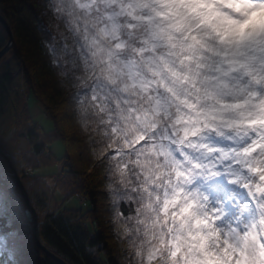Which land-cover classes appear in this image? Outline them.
Wrapping results in <instances>:
<instances>
[{"label": "clouds", "instance_id": "1", "mask_svg": "<svg viewBox=\"0 0 264 264\" xmlns=\"http://www.w3.org/2000/svg\"><path fill=\"white\" fill-rule=\"evenodd\" d=\"M28 3L38 116L0 122L16 180L77 170L106 264H264V0Z\"/></svg>", "mask_w": 264, "mask_h": 264}, {"label": "trees", "instance_id": "2", "mask_svg": "<svg viewBox=\"0 0 264 264\" xmlns=\"http://www.w3.org/2000/svg\"><path fill=\"white\" fill-rule=\"evenodd\" d=\"M0 13L5 17L13 34V41L0 57V122L9 125H25L31 119L28 97H33L31 88V58L25 25L29 16L28 0H0ZM8 34L0 22V49L5 45ZM26 126V125H25ZM0 162V193L6 197L9 215L0 220L4 226L0 231L13 228L25 237L15 256L18 264H61L44 253L33 240L32 214L25 204L21 192L7 175V156ZM29 200L37 214V236L45 246L69 264H106L105 257L93 254L89 246L100 240V233L93 228L94 212L88 202H97L95 188L79 178L75 169L56 177L60 191L42 190L37 183L21 178ZM60 194V196H58ZM77 195L85 199V209L62 206L60 200ZM15 211L14 218L11 213ZM30 211V215L25 216ZM12 247V241L8 242ZM7 251V249H5ZM3 264V261H0Z\"/></svg>", "mask_w": 264, "mask_h": 264}, {"label": "water", "instance_id": "3", "mask_svg": "<svg viewBox=\"0 0 264 264\" xmlns=\"http://www.w3.org/2000/svg\"><path fill=\"white\" fill-rule=\"evenodd\" d=\"M0 22L3 24V26L5 27L7 34H8V39L5 43V45L0 49V57L3 55V53L9 48V46L11 45L12 41H13V34L12 31L5 19V17L0 13ZM1 163L3 162V159H0ZM7 175L13 180V182L17 185V187L19 188L21 195L23 197V200L25 202V204L27 205V207L30 209L31 214H32V234H33V240L34 243L44 252L46 253L48 256L52 257L53 259L57 260L59 263L61 264H69L67 263L64 259H62L60 256L56 255L55 253H53L52 251H50L43 242L40 241V239L37 236V214H36V210L33 207V205L31 204L30 200H29V196L27 194V191L25 189V187L22 188V181L20 180H16L15 174L13 173L9 163L7 162ZM24 186V185H23Z\"/></svg>", "mask_w": 264, "mask_h": 264}, {"label": "snow or ice", "instance_id": "4", "mask_svg": "<svg viewBox=\"0 0 264 264\" xmlns=\"http://www.w3.org/2000/svg\"><path fill=\"white\" fill-rule=\"evenodd\" d=\"M249 24L255 25L257 23H264V18L252 16L249 18L248 21ZM243 30V27L241 28V31ZM9 215V210L7 206L6 197L0 193V220H3L5 216ZM16 215L15 211L11 213V217L14 218ZM25 216L30 215V211L26 212L24 214ZM4 225L0 224V228H2ZM12 241V247L9 255L11 256L13 253L16 255L17 251L19 250V247L23 245L25 241V237L21 235L20 232L16 231L14 228L11 231L3 232L0 231V254H2L5 249L8 248V242ZM2 261V260H0Z\"/></svg>", "mask_w": 264, "mask_h": 264}, {"label": "rangeland", "instance_id": "5", "mask_svg": "<svg viewBox=\"0 0 264 264\" xmlns=\"http://www.w3.org/2000/svg\"><path fill=\"white\" fill-rule=\"evenodd\" d=\"M28 103H29V111H30L31 119H33L34 117L38 116V109L36 107V102L33 99V97L29 96ZM34 123L38 124L39 121L35 120ZM58 196H60V194H58ZM84 200L85 199H83L82 197H79L77 195H72L70 197L64 198L63 200H60V202L62 206L81 207L85 209L87 207V204L83 203ZM88 226L90 227V230L93 229L90 223H88Z\"/></svg>", "mask_w": 264, "mask_h": 264}]
</instances>
